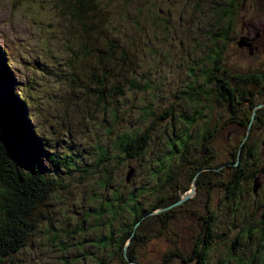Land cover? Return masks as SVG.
Masks as SVG:
<instances>
[{
	"label": "trees",
	"instance_id": "obj_1",
	"mask_svg": "<svg viewBox=\"0 0 264 264\" xmlns=\"http://www.w3.org/2000/svg\"><path fill=\"white\" fill-rule=\"evenodd\" d=\"M58 1L62 6L57 7L56 12L60 8L61 18L72 25L68 31L77 42L75 49H67L72 57L70 74L63 69H54L55 65L51 60L59 58L58 52L47 56L41 50L31 51L27 48V55H31L27 61L5 45L0 47V264L8 261L10 264L22 262V255L34 249L37 232L50 238L52 243H58L59 248L65 249L67 245L62 243L58 235L64 233L69 237L73 233L79 234L87 224L92 229L107 230L89 241L101 249L94 264H104V258L114 257L120 261L123 259L126 264H144L131 255L135 243L140 241L142 234L151 239L167 232V219L171 215L178 217V211L174 209L185 208V205H175L181 200L176 189L185 193L176 183L178 176L175 172L178 170L175 166L181 163L180 157L177 158L176 155L180 153L184 157L188 154L194 128H197L196 134L199 137L193 141L195 146L203 148V138L210 140L213 137V132L208 133L206 127H200L197 123L202 110L207 107L203 98L217 96L234 111L239 108L240 102L245 101L241 91L246 89H237L235 81L250 87L260 80L255 82L249 74H235L230 82V77L226 76L228 69L224 56L228 46L236 39L232 35L238 33L240 16L246 8L245 0H189L192 5H200L203 9H195L200 12L199 18L184 33L189 34L190 39L186 43H180L183 56L179 58L184 59L180 67L185 69V77L178 94L173 95L174 100H177L175 105H169L171 101L166 96L163 97L161 87L156 86L152 76L157 72L149 71L154 65H150L149 70L143 67L134 45L131 48L120 37L115 38L113 34L111 36L107 25L99 24L100 3H96V0ZM120 1L122 0H107L108 4ZM123 1L131 3L132 0ZM19 2L20 0H15L13 8L19 9ZM153 7L154 5L151 6ZM22 12L27 14L26 10L20 11L21 18ZM151 13L153 12L150 10L145 11V14ZM160 14L162 8L151 15L154 36L159 32L166 33L169 28ZM27 18L37 26L33 16ZM58 35L50 36L47 41L44 40V44L53 41L63 46L62 48H67ZM166 35L171 37V34ZM193 41L197 42L196 48L191 46ZM164 43L165 52L155 49L149 52L154 56L155 63L172 62L177 57L175 50L178 44L168 38ZM100 44H105L107 50L99 49ZM146 44L148 47L152 45L149 41ZM145 49L143 46L141 51L145 53ZM147 52L143 57L145 61ZM14 64L23 66L20 68V77L27 81V86L22 83L23 89H19L18 94L12 88L16 81L12 77L10 65ZM28 72H31V79L28 78ZM50 79H56L57 84L53 85ZM229 82H233L232 87L228 86ZM5 86L9 91L4 93ZM49 86L57 87V91H52L53 94L50 92L51 95L46 93ZM60 86L68 92L67 96L59 92ZM74 86H77V96L71 94ZM56 96L58 100L52 104L51 99ZM38 97L43 98L44 105L37 104ZM63 102L70 112L77 110V117L82 116L77 119V139L74 131L72 134L68 131L65 120L59 129L50 127V115ZM253 106L254 104L250 108L253 109ZM13 108L17 112H13L15 114L10 119L8 113ZM100 110L106 119L102 128H95L93 126H102L94 118ZM211 110L208 106V111ZM44 111L48 112L46 116L49 119H45ZM84 119L86 120L83 122ZM249 122L250 118L246 124L238 123L247 128L242 145L244 148L250 146L252 127L249 130ZM160 123L164 125L159 126ZM47 127H50V132ZM95 131L102 140L98 138L93 141L89 138L86 141L88 134ZM83 142H86L84 150L79 152L77 143L82 146ZM231 156L232 163H226L225 167L228 171H235L232 181L235 178L236 181L230 186L223 184L225 178H219L221 173L216 170L218 167L212 166V159L195 166L192 163L188 165L193 170L191 181L200 173L199 176L208 178L207 184L203 183L206 189L215 185L225 187V198H232V203L238 210L245 192H252L254 179L244 175L242 160H239L241 155ZM132 163L136 165L133 167ZM143 166L146 169V179L138 185L126 186L128 178L123 179L125 171L136 172V168L142 169ZM207 169L209 172L201 174L202 170ZM194 183L197 184L195 181ZM75 187L84 193V197L80 199L83 204L78 209L77 203L72 201L70 213L75 220L79 217L81 222L73 232L59 231L46 215V210L49 213L52 201L57 196L58 203L67 202L66 192H70L75 200ZM46 219H49L47 229L38 231L40 223ZM208 224L210 229L207 228L205 247L199 255L198 264H215L214 256L220 253L219 248L223 244L222 240L212 244L213 229L209 222ZM214 224L217 226L216 221ZM154 228L156 235L152 232ZM137 232L141 234L136 237ZM245 237L251 238L249 235ZM130 238L133 246L127 251L125 246ZM249 242L258 244L254 240ZM80 245L82 242L78 243V247ZM235 245L234 243L233 248L216 264H258L256 260L264 259V249L260 247H256L247 256L243 251L238 255L233 253L237 249ZM74 246L77 248V243ZM108 248L113 250L108 251ZM80 250L82 256L87 255L84 247H80ZM176 256L180 257V254ZM59 262L69 264L66 257L60 258ZM70 262L77 263L75 254L71 256Z\"/></svg>",
	"mask_w": 264,
	"mask_h": 264
},
{
	"label": "rangeland",
	"instance_id": "obj_2",
	"mask_svg": "<svg viewBox=\"0 0 264 264\" xmlns=\"http://www.w3.org/2000/svg\"><path fill=\"white\" fill-rule=\"evenodd\" d=\"M0 1V47L5 45V47L24 57L27 61L31 58V55H27V48L31 51L41 50L47 56L58 52L59 58L51 60V63L55 65L54 69H63L65 73L70 74V59L72 57L67 52V49L68 47L75 49L77 42L68 31L72 25L69 21L61 18L62 11L60 8L56 12V8L61 7L62 3L58 0H20L17 8L20 11L26 10L27 12V14L21 13L22 19L19 9L13 8L15 0ZM95 2L100 3L99 24L104 23V25H107L108 31H111V36L113 34L115 38L120 37L131 48L134 45L143 67L149 70L150 65H154L149 71L157 72H154L152 76L156 86H160L162 96H166L171 101L169 105H175L177 100H174L173 95L178 94V90L181 88L180 85L185 77V69L180 67V63L184 61V59L179 58V56H183V49L180 47V43H186L190 39V35H184V33L193 27L199 18L200 12L195 9L201 10L203 7L192 5L189 0H132L131 3H125L122 0L116 4H108L107 0H96ZM152 5H154L153 8H151ZM245 7L237 27L238 33L235 36L232 35L236 39L233 40L231 46H228L224 56V63L228 69L226 76L230 77V82L235 74H249L254 78L255 82L258 79L260 80L250 87L235 81L237 89L244 87L247 90L241 91L244 94L245 101L242 103L239 101V108L234 109V111L232 107L221 102L220 100L222 99L216 95V97L213 96L209 99L203 98V102L207 104V107L202 110V115L198 117L197 123L200 127H206L208 133L213 132V137L210 140L203 138V148L200 145L195 146L196 144L193 141L199 137L196 134L197 128H194L189 142L191 145L190 151L184 157L180 153L176 155L177 158L180 157L181 162L175 166V169L178 170L175 172V175L178 176L176 183L179 188L185 190V193L183 194L178 188L176 189V194L181 200L175 205L178 207L185 205V208L174 209V211H178V217L171 215L167 219V228H169L167 232L158 234L151 239L142 234L140 241L136 242L134 246L133 244L131 245V238L126 242L125 249L128 251V248L133 246L134 250L131 251V255L138 262H143L144 264H198L199 255L205 247L204 242L208 234L207 228H209L208 222L213 229L214 238L212 239V244H215V241L219 242V240H222L223 243L219 248L220 253H216L214 256L215 264L224 257L228 250L233 248L234 243L237 249L233 253L236 255L241 254L243 251L246 252L247 256H250L256 247L264 249V0H245ZM161 8L162 14H160V17L169 28L166 33L159 32L154 36L151 28L153 23L151 15L155 10ZM146 10H150L153 13L145 14ZM27 16H33L37 26L30 22ZM35 17H41L42 19ZM122 17H124V20H122ZM159 25L162 26V24ZM57 34H59L58 38L66 43L63 45L67 48H62L63 46L53 41H48L47 44H44V40L47 41L50 36L53 35L54 37ZM166 34H171V37ZM166 38L178 44V48L175 50L177 57L172 62L161 61L160 63H155L154 56L149 54V52L152 49L165 52L166 44L164 41ZM202 40L204 41V38ZM148 41L152 44L150 47L146 44ZM196 44L197 42L193 41L191 46L196 48ZM143 46L146 47L145 53L148 51L147 61L143 58L145 53L141 51ZM99 49L107 50L105 44H100ZM8 59L10 60L9 57ZM22 67L21 64L10 66L12 77L17 82L12 88L17 94L19 89H23V84L27 86L25 78L22 80L20 77V68ZM28 73V78L31 79V72ZM221 76H224V74H221ZM86 80L88 81L87 74ZM50 81L53 85L57 84L56 79H50ZM232 83L228 86L232 87ZM8 91L7 86L3 87L4 93ZM52 91L56 92L57 87H47L46 93L51 95L50 92ZM249 91L251 92L250 95ZM59 92L65 96L68 95V92L61 86ZM235 92L237 93L238 91ZM71 94L77 96V86H74V92H71ZM57 100L56 96L51 99V103L54 104ZM36 101L37 104L44 105L42 97H38ZM252 104H254L253 109L250 108ZM208 106L212 108L211 111H208ZM13 112L16 113L17 111L13 108L8 113L10 119L15 114ZM40 113H42V110ZM47 113L44 111L45 119H49L46 116ZM50 116V127L52 129H59L63 120H65L68 125V131H71V134L74 131L77 139V119L79 120L82 117H77V110L70 112L63 102L54 109ZM94 118L98 124L102 123V126L93 127L102 128L106 119L102 110H100V113L97 112ZM249 118V130L252 127L249 140L250 146L244 148L242 145L246 139L247 128L238 123L246 124ZM259 118L260 121H258ZM160 125H164V123H160ZM50 127H47L48 132H50ZM176 133L179 134V131H176ZM89 138L93 141L98 140V138L102 140V137L98 136L97 131L89 133L86 141ZM85 143L83 142L82 146L77 143L79 152H83ZM250 151L251 156H249ZM231 154L241 155L244 175L254 179L252 192H245L244 198L240 200L241 208L238 210L233 205L232 198H225V187H216L215 185L213 188L210 186L209 188L211 189H206L203 183L206 182L207 184L208 178L199 176L200 173L196 174L194 179H192L193 181H191L193 170L192 166L188 165V163H192L195 166L207 159H212V166L218 167L216 170L221 173L219 178H225L223 184L230 186L235 184L236 181V178L232 181V175L235 171L232 169L228 171V168L225 167L226 163L231 164L233 161ZM237 164L235 165L237 166ZM131 165L134 167L136 163ZM136 169V172L132 169L134 170V172L132 171L133 174H131V170L125 171L123 179L126 180V177L128 178V182L125 181L126 186L138 185L143 179H146L145 166L142 169ZM206 172H209V170H202L201 174ZM227 174H229V177ZM210 178L214 179L213 176ZM193 183L195 184L194 186ZM214 183H216L215 180ZM246 187H249V185ZM256 187V193H254ZM69 193H65L67 196L66 204L58 203L59 197L57 196L52 201L49 213L46 210V215L55 223L59 231L67 230L68 232H73V229L81 222L79 217L75 220V217L71 215L70 205L72 201L77 203V208L80 204H83L80 199L84 197V193L75 187L73 189V193L77 195L75 200ZM185 199L186 201H184ZM235 211L236 214H234ZM49 219L40 223L38 231L47 229L46 226ZM215 221L217 226L214 224ZM71 223H73V226H71ZM156 228L158 229V226ZM156 228L152 230L154 235L157 234ZM105 232H107L106 228L96 230L92 229L90 224H87L85 230L79 234L73 233V235L68 237L64 233H60L58 236L61 238L62 243L67 245L65 249L59 248L57 246L58 243H52L50 238L37 232L34 249L32 248V251L28 250L22 255L23 261L15 262V264H61L59 260L62 257H66L69 264H94V260L100 255L101 249L89 243V241L94 240L95 237ZM139 234L141 233L137 232L136 237ZM245 235H249L251 238L247 239ZM249 240H254L258 244H251ZM81 242L82 245L80 247H84L87 253L85 256L81 255L80 247H78V243L81 244ZM76 243L77 248L74 246ZM107 250L110 251L113 248H108ZM74 254L77 256V263L70 262V258ZM178 254H180V257L176 256ZM104 260V264H126L123 259L120 261L116 257L104 258ZM9 262L4 264H10ZM256 263L264 264V259H258ZM62 264L66 263L63 262ZM129 264L132 263L129 262Z\"/></svg>",
	"mask_w": 264,
	"mask_h": 264
},
{
	"label": "water",
	"instance_id": "obj_3",
	"mask_svg": "<svg viewBox=\"0 0 264 264\" xmlns=\"http://www.w3.org/2000/svg\"><path fill=\"white\" fill-rule=\"evenodd\" d=\"M240 45V44H239ZM242 45V44H241ZM131 174H133V172H131ZM195 184L193 183V186H194ZM256 189H257V187L254 189V193H256ZM184 201H186V199L184 200ZM178 204H180V203H178Z\"/></svg>",
	"mask_w": 264,
	"mask_h": 264
},
{
	"label": "clouds",
	"instance_id": "obj_4",
	"mask_svg": "<svg viewBox=\"0 0 264 264\" xmlns=\"http://www.w3.org/2000/svg\"><path fill=\"white\" fill-rule=\"evenodd\" d=\"M239 157H240V155H239ZM239 160H240V158H239Z\"/></svg>",
	"mask_w": 264,
	"mask_h": 264
},
{
	"label": "flooded vegetation",
	"instance_id": "obj_5",
	"mask_svg": "<svg viewBox=\"0 0 264 264\" xmlns=\"http://www.w3.org/2000/svg\"><path fill=\"white\" fill-rule=\"evenodd\" d=\"M240 160H242V158H240Z\"/></svg>",
	"mask_w": 264,
	"mask_h": 264
}]
</instances>
